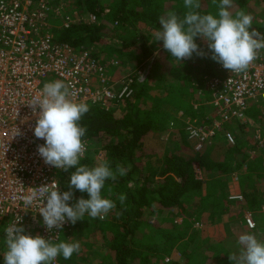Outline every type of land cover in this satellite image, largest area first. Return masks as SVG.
Wrapping results in <instances>:
<instances>
[{
	"label": "trees",
	"instance_id": "16d2710c",
	"mask_svg": "<svg viewBox=\"0 0 264 264\" xmlns=\"http://www.w3.org/2000/svg\"><path fill=\"white\" fill-rule=\"evenodd\" d=\"M263 3L264 0H233L230 11L235 13L249 6L251 14L252 6ZM74 4L87 15L92 14L96 22L89 25L78 22L56 30L57 41L88 50L94 44L111 43L110 50L116 56L134 55L137 64L155 51L158 53L144 79L131 77L130 98L108 109L88 104L89 111L81 119V124L87 127L85 139L90 143V152L82 164L92 167L107 159L113 167L117 163L131 165L126 176L115 182L106 181L103 190L107 196L111 187L114 200L117 194H126L124 205L116 201V208L104 220L86 215L84 220L72 224L70 233H64L69 229L65 228L59 239L66 241L69 235H76V228L92 229L109 254L107 263L98 264H232L228 255L239 252V235L254 233L257 227L252 231L245 225V229L226 235L217 225L224 218L239 217L247 211L254 214L259 204L264 203L263 154L260 159L251 158L242 142L236 140L231 145L223 138L201 151L190 147L184 120H192L206 111L208 106L203 101L209 100L204 95L200 101L190 82L196 81L195 88L201 89L204 78L212 77L214 71L216 74L217 62L211 59L207 41L200 37L195 42L199 49L205 47L202 50L206 54L200 57L194 53L182 62L163 49L162 41L152 42L155 31L161 27L159 17L169 11L180 16L185 13L183 0H112L111 6L102 5V0H75ZM200 4L201 14L217 12L212 0H200ZM254 28L264 34V29ZM114 30L120 35L117 41L110 36ZM93 56L108 61L98 53L93 52ZM180 100H185L187 107L174 110L171 102ZM120 107L121 114L116 115ZM170 120L176 127L165 147L160 136L168 129ZM99 151L104 152L101 160L97 159ZM234 173H238L242 205L228 198L229 177ZM55 176L61 191H66L69 173L59 170ZM81 196L87 198L86 193L74 190L69 204ZM178 217L181 222H176ZM200 221L205 223L202 227H192ZM256 235L264 239V235ZM227 241H231L229 245L225 244ZM174 249L180 257L165 262ZM76 256L74 253L68 260L58 257L59 263L75 264ZM0 264H4L1 253Z\"/></svg>",
	"mask_w": 264,
	"mask_h": 264
},
{
	"label": "built area",
	"instance_id": "2783aa9c",
	"mask_svg": "<svg viewBox=\"0 0 264 264\" xmlns=\"http://www.w3.org/2000/svg\"><path fill=\"white\" fill-rule=\"evenodd\" d=\"M51 16L62 21L61 29L80 22L62 10L60 0H0V242L5 241L4 229L19 216L26 234L46 239L59 238L71 225L65 222L62 229L48 232L38 205L25 208L23 204L32 187L58 182L55 174L59 170L45 164L38 154L37 146L44 143L33 133L39 110L34 113L28 105L41 93L43 80L54 76L70 87L78 102L105 109L132 96L131 76L112 75L117 60L99 61L86 48L57 41L50 31ZM86 16L84 23L95 22L92 14ZM215 67L216 74L203 82L210 93L209 100L203 101L204 106L210 105L209 111L201 112L198 119L184 120L194 151L213 146L220 137L234 145L236 138L225 126L243 123L253 105L261 107L264 128V52L241 73H232L219 63ZM196 89L202 101L204 90ZM15 129L19 135H14ZM256 143L264 166V132ZM89 152L90 143L85 156ZM229 200H242V196H230ZM251 214H244V220L248 228L255 229ZM54 264L60 263L56 260Z\"/></svg>",
	"mask_w": 264,
	"mask_h": 264
},
{
	"label": "clouds",
	"instance_id": "9594fccd",
	"mask_svg": "<svg viewBox=\"0 0 264 264\" xmlns=\"http://www.w3.org/2000/svg\"><path fill=\"white\" fill-rule=\"evenodd\" d=\"M212 3L217 12L201 14L200 0H183L185 13L180 16L169 11L159 17L161 27L155 31L152 42L162 41L163 49L182 62L194 53L205 55L195 42L200 37L207 41L212 60L232 73L244 72L261 57L264 34L252 27L254 18L250 13L243 9L230 11L233 0H212ZM74 97L67 84L56 80L46 83L41 93L28 103L34 113L39 110L33 133L44 143L37 146L38 154L45 164L69 173L66 191H61L60 184L52 181L32 187L23 197L25 208L38 205L48 232L62 229L65 222L75 224L84 220L86 215L104 220L116 208V201L123 206L127 199L126 194H117L112 199L111 187L107 196L103 190L106 181L115 182L126 176L131 165L117 163L113 167L107 159L92 167L81 163L88 150L87 127L81 124V119L89 106ZM19 134L15 129L14 135ZM74 190L86 193L87 198L81 196L69 204ZM21 219L19 216L4 229V264H54L58 257L68 260L80 252L79 241L60 240L58 235L46 239L39 234H26ZM237 243L241 246L239 252L228 255L232 264H264V239L255 233H244L239 235Z\"/></svg>",
	"mask_w": 264,
	"mask_h": 264
},
{
	"label": "rangeland",
	"instance_id": "374dc122",
	"mask_svg": "<svg viewBox=\"0 0 264 264\" xmlns=\"http://www.w3.org/2000/svg\"><path fill=\"white\" fill-rule=\"evenodd\" d=\"M60 1L62 2V10H64V12L66 14H68L72 18V20L74 19V20L80 21L81 23L87 22L88 16H86L87 15L86 11H84L83 9L76 8V5L74 4L75 0H60ZM111 4H112V0H102V5H110L111 6ZM263 5H264V3H263ZM263 5L262 4H255L254 6H252V10L254 9V12H252V10H251V15L255 19V21L253 19L252 27H258V28L264 29V6ZM241 9H243L247 13H250L249 6H243V7L239 8V10H241ZM95 22H96V20H95ZM49 25H50V31L52 32L53 35L55 34L56 30L63 28L62 27V21L53 17V16H51L49 18ZM110 36L112 37L113 41H117L119 39L118 37L120 35H118L117 30H114L113 32H111ZM110 46H111V43L94 44V45L90 46L89 49L95 53H98L105 60L115 59L119 62L117 68L114 69V75L112 74L115 78L118 77L116 75L122 74L124 72L125 74H129L131 77L137 75L138 79H140V80L144 79L146 77V75L148 74L149 64L151 63L152 59L158 53V51H155L151 57H149L148 59H146L142 62H139L137 64L136 63V60H137L136 56L130 55V54H122L120 57H118V56H116L114 51L110 50V48H112ZM202 49H205V47ZM214 63H215V61H214ZM116 72L118 74H116ZM212 72H213V70H212ZM214 73H215V71L213 72V75H214ZM56 80H59V79L54 77V76H49L47 78V80L46 79L43 80L41 87L43 88L46 83L56 81ZM207 80H208V77H205L204 81L206 82ZM197 85H198L197 82L194 80L190 82V88H193L194 91L197 90L195 88ZM200 87L204 90L203 95H206L207 99H209L210 93H209V91L206 90L205 84L203 82L200 84ZM171 103H172V105H175V107L173 108L174 110H176L177 108H178V110H181V109L184 110L185 107H187V103H185V100H180L178 103L176 101H175V103H173V101H172ZM207 108L209 110L210 105ZM173 109H171V110H173ZM121 110H122V107H120L116 111V115H120ZM260 110H261V107L253 105L247 111V113H246L247 119L245 121H243V123L242 122L233 123V124L225 126L226 129H228L232 132V134L234 135V137L236 138L237 141L239 140L240 142H242L245 145L246 148H248L249 156L251 158H257V159L258 158L260 159V157H261L260 154H262V152H260V150L257 148L256 140H257V138L260 137L261 133L264 132V128L261 126V122H260V115H259ZM196 118H200V115L196 116ZM171 122H172V120H170V122L168 123V127H167L168 129L165 132H163V134L160 136V138H162V140H163V145L165 147L168 146V145H166L167 144L166 142H169L168 141L169 140V134H171L173 127H176ZM232 129H235V130L233 131ZM221 138L222 137L218 138V140H215V142H218L219 140H221ZM161 152H162V150L160 149L159 154ZM98 154L100 156L97 155V159L101 160L104 158V152L99 151ZM237 174L236 173L231 174L229 177V181H230L229 183H230V189H231L230 192L234 193V192L238 191L240 193H237V194L241 195V190H240L239 185H238V179H237L238 175ZM261 187L262 186L260 185V188ZM263 188H264V185H263ZM185 202H186V200H183V203H185ZM253 213L256 214V212H253ZM258 217L260 218V220L254 219V222L256 223V225L259 224L261 226L264 223V216L263 215L261 216V214H259ZM181 220H182L181 217L176 218V222H181ZM203 224H205V223L200 221L198 223H195L192 227L193 228L202 227ZM74 225L71 224V226L68 227L69 229L65 230L64 233H70L72 231V228ZM239 225H242V223H237L235 221L234 222H225L222 225H220L221 226L220 229L222 232H224V234L231 235V234L237 233L238 231H241L243 229V227H240ZM75 230H76V235H69L66 239V241H68L69 239H71L72 241H79L81 248H83L82 250H80V252L74 258L75 264H98L100 261L106 262V263L109 261L108 260L109 254L106 251V249L101 246L100 241L98 239V235L95 234V231H92V229L90 231L86 230V229L80 230L79 228H76ZM252 230H254V229H252ZM78 231H79V233H78ZM254 233L256 234V232H254ZM60 237H61V235H60ZM230 242L231 241H227V242H225V244L229 245ZM0 250H1L0 253L3 255L4 251L6 250V246H5L4 241L0 242ZM172 253L173 254L171 255V257H167L165 259V262H169L173 259H177L178 257H180V253L178 252V250L174 249V251ZM57 261L59 262L58 258H57Z\"/></svg>",
	"mask_w": 264,
	"mask_h": 264
},
{
	"label": "crops",
	"instance_id": "0c3cea01",
	"mask_svg": "<svg viewBox=\"0 0 264 264\" xmlns=\"http://www.w3.org/2000/svg\"><path fill=\"white\" fill-rule=\"evenodd\" d=\"M114 73V72H113ZM112 73V74H113ZM117 76V75H116ZM121 75H118V77H120ZM118 77H116V78H118ZM209 111V110H208ZM233 131L235 130V129H232ZM190 143V142H189ZM190 145V147H191V143L189 144ZM262 159H263V156H262ZM264 185V184H263ZM262 185V186H263ZM237 193H240V192H234V193H232L231 192V194H230V196H234V194L235 195H239V194H237ZM229 196V197H230ZM228 197V198H229ZM230 201H235L238 205H242L243 204V200H230ZM262 206H264V203H261V204H259V207H258V210L256 209L255 210V212H256V214H251L252 215V218H253V220L254 219H257V220H260V218L258 217L259 216V214H261V216L263 215L264 216V211L262 210ZM247 212H252V211H247ZM246 212V213H247ZM263 220V219H262ZM237 222V223H242V225H239L240 227H243V229H245V225H246V223H245V221H244V214L243 215H241V216H239V217H232V218H225V219H223V221L221 222V224L219 223V225H217L218 227H219V229L221 228V226L220 225H222L223 223H225V222ZM245 223V224H244ZM224 226V225H223ZM246 227H247V225H246ZM256 227H257V230L255 231L254 230V232H256L258 235H264V223L260 226L259 224L258 225H256ZM221 230V229H220ZM253 231V230H252Z\"/></svg>",
	"mask_w": 264,
	"mask_h": 264
}]
</instances>
